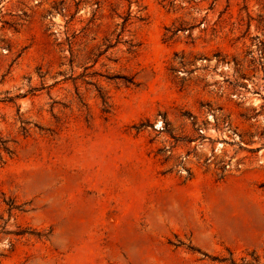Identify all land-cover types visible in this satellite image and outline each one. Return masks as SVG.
I'll list each match as a JSON object with an SVG mask.
<instances>
[{"label": "rangeland", "instance_id": "obj_1", "mask_svg": "<svg viewBox=\"0 0 264 264\" xmlns=\"http://www.w3.org/2000/svg\"><path fill=\"white\" fill-rule=\"evenodd\" d=\"M0 264H264V0H0Z\"/></svg>", "mask_w": 264, "mask_h": 264}]
</instances>
